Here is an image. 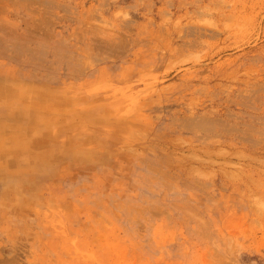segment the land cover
Instances as JSON below:
<instances>
[{
  "label": "rangeland",
  "instance_id": "374dc122",
  "mask_svg": "<svg viewBox=\"0 0 264 264\" xmlns=\"http://www.w3.org/2000/svg\"><path fill=\"white\" fill-rule=\"evenodd\" d=\"M0 264H264V0H0Z\"/></svg>",
  "mask_w": 264,
  "mask_h": 264
},
{
  "label": "bare ground",
  "instance_id": "6f19581e",
  "mask_svg": "<svg viewBox=\"0 0 264 264\" xmlns=\"http://www.w3.org/2000/svg\"><path fill=\"white\" fill-rule=\"evenodd\" d=\"M41 3V2H40ZM13 248V247H12Z\"/></svg>",
  "mask_w": 264,
  "mask_h": 264
}]
</instances>
